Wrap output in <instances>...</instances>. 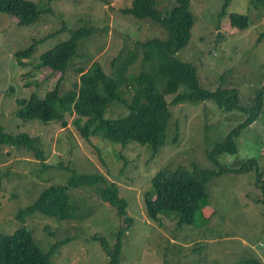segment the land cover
<instances>
[{"label": "rangeland", "instance_id": "rangeland-1", "mask_svg": "<svg viewBox=\"0 0 264 264\" xmlns=\"http://www.w3.org/2000/svg\"><path fill=\"white\" fill-rule=\"evenodd\" d=\"M32 1L41 2L43 11L47 8L50 12L31 26H19L16 18L0 15V126L11 135L25 133L38 138L45 159L30 150L0 147V232L10 234L26 224L43 250L69 238L53 256L54 264H110L101 242L93 236L102 233L114 245L122 220L117 209L94 189L70 191L76 203L92 212L87 219L58 221L40 212L19 218L20 210L33 204L43 190L66 185L72 169L78 174L106 176L128 203L134 224L122 237L119 264H237L249 257L264 264V198L253 171L226 173L210 181L208 203L193 225L177 227L174 213L152 220L145 205L146 193L153 190L152 179L164 167L191 169L197 164L214 168L215 155L228 167L255 158L264 171V108L240 133L237 154L213 152L248 115L225 111L210 100L173 105L175 95L167 97L172 118L166 145L154 158L151 149L136 143L123 147L92 138L89 144L75 129L74 117L65 128L54 122L22 121L16 116L19 99L33 93L44 97L61 78L59 72L52 74L50 69L37 67L40 55L70 38L73 29L92 27L95 31L79 40L78 54L59 83L62 92L79 81L77 69L87 70L98 61L110 73L112 59L124 48H134L136 40L166 36L157 24L122 13L134 0ZM174 1L158 0V8L165 12ZM189 10L194 24L177 57L196 67L204 89L234 90L238 105L250 109L256 93L264 91V38L260 39L264 7L252 0H190ZM232 14L246 15L252 25L232 27ZM35 41L34 55L25 65L20 64L15 52ZM140 70L141 60L133 67L134 72ZM131 96L132 92L125 90L124 99L130 101ZM127 113L126 104L117 103L106 118Z\"/></svg>", "mask_w": 264, "mask_h": 264}, {"label": "trees", "instance_id": "trees-1", "mask_svg": "<svg viewBox=\"0 0 264 264\" xmlns=\"http://www.w3.org/2000/svg\"><path fill=\"white\" fill-rule=\"evenodd\" d=\"M48 1L50 3L53 0ZM252 1L264 7V0ZM189 4L190 0H175L172 8L163 12L158 8V0H134L132 6L123 9L122 13L157 24L165 30L166 36L136 40L134 48L126 47L112 59L110 73L98 61L93 62L87 70L77 69L79 81L72 89L62 92L59 83L78 54L79 40L95 31L92 27L73 29L70 38L44 51L37 65L38 68L50 69L52 74L61 73L56 88L47 92L44 97L33 93L29 98L19 99L17 118L22 121L60 123L65 128L68 126V119L74 117L75 129L89 144H92V138H102L123 147L136 143L151 149V157L154 158L166 145L172 118L167 97L175 95L173 105L210 100L225 111L239 110L248 115L213 152L237 154L236 140L240 133L257 120L264 108V91L256 93L250 109H244L238 105L236 91L223 88L211 91L201 86L196 67L180 60L176 54L188 43L194 24ZM49 12L50 9L47 8L43 11L41 2L0 0V15L16 18L19 26H31ZM230 22L232 27L238 29L252 25L249 17L239 14H232ZM262 38L264 32L260 36ZM37 42L15 52V58L20 64L25 65V60L34 55ZM139 60L141 70L134 72L133 67ZM181 87L184 89L178 93ZM125 90L132 92L130 101L124 99ZM117 103L126 104L128 113L117 118H106L109 109ZM2 146L30 150L39 159H45L38 138L25 133L11 135L0 126V147ZM212 159L214 168H202L193 164L191 169L183 166L160 169L152 179L153 190L145 195L148 217L159 221L160 215L174 213L177 216V227L193 225L198 212L208 203L210 181L226 173L245 174L253 171L264 198V171L260 169L257 159L243 160L236 167L224 166L215 155ZM81 188L94 189L105 203L117 209L122 225L116 233V243L110 244L102 233H96L93 238L101 242L110 258V264H119L122 237L134 224V218L128 213V203L120 196L117 184L110 183L106 176L78 174L71 169L66 185H52L43 190L33 204L20 210L19 218L40 212L58 221L87 219L92 212L76 203L70 193ZM68 241L69 238L56 241L49 250H43L32 229L22 224L13 233L0 232V264H54L53 256ZM237 264L262 262L257 257H249Z\"/></svg>", "mask_w": 264, "mask_h": 264}]
</instances>
